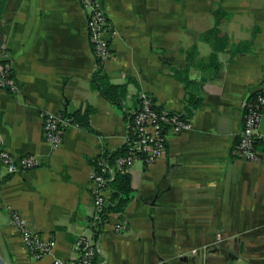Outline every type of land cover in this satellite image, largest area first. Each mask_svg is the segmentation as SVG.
I'll return each mask as SVG.
<instances>
[{
    "label": "crops",
    "instance_id": "0c3cea01",
    "mask_svg": "<svg viewBox=\"0 0 264 264\" xmlns=\"http://www.w3.org/2000/svg\"><path fill=\"white\" fill-rule=\"evenodd\" d=\"M100 3L116 31L112 56L102 61L76 0H8L11 12L0 19V55L10 54L19 85L18 93L0 90V151L41 162L25 174L0 163V255L8 264L79 259L77 239L95 236L91 161L123 148L128 114L144 91L168 112L185 113L190 95L201 101L189 117L192 130L168 133L165 159L138 161L130 170L133 198L104 224L97 264H264V166L236 149L244 103L264 89V0ZM219 7L226 13L219 30L228 42L218 53L217 77L204 80L214 47L197 40L214 27ZM184 33L190 37H177ZM191 36L196 42H185ZM247 41L246 49L231 53ZM99 64L111 83L127 85L123 109L92 88ZM69 103L74 113L94 108L93 131L70 127L53 149L41 114L69 112ZM260 137L262 146L264 117ZM13 212L55 242L51 254L31 255Z\"/></svg>",
    "mask_w": 264,
    "mask_h": 264
},
{
    "label": "built area",
    "instance_id": "2783aa9c",
    "mask_svg": "<svg viewBox=\"0 0 264 264\" xmlns=\"http://www.w3.org/2000/svg\"><path fill=\"white\" fill-rule=\"evenodd\" d=\"M80 3L87 19V28L95 57L102 61L110 58V40L116 31L103 10L100 0H76ZM8 52L0 55V90L18 93L19 85L13 72V64ZM244 127L239 135L236 146L239 157L264 166V139L260 146V128L264 117V89L244 103ZM44 138L57 149L63 141V133L70 127L79 129L80 126L73 118L64 113L42 112ZM193 129L190 118L179 113L158 110L152 97L142 91L138 95L137 108L131 111L128 122L129 135L125 146L127 153L118 156L112 164L105 154L97 158V170L91 176L95 197V212L90 226L92 231L102 222L104 205L109 195L107 183L115 178V174H126L136 162L142 161L152 165L158 160L165 159L168 154V133H181ZM132 134V135H131ZM0 163L11 174H25L41 165L40 160L32 154L16 155L8 150L0 151ZM15 225L21 230L25 243L35 259H42L52 253L55 242L42 234L30 230L22 217L12 213ZM124 227L117 226L121 231ZM79 259L72 264H97L99 255L98 241L93 235H81L75 243ZM54 264H65L55 260Z\"/></svg>",
    "mask_w": 264,
    "mask_h": 264
},
{
    "label": "trees",
    "instance_id": "16d2710c",
    "mask_svg": "<svg viewBox=\"0 0 264 264\" xmlns=\"http://www.w3.org/2000/svg\"><path fill=\"white\" fill-rule=\"evenodd\" d=\"M14 10L18 7L19 2H14ZM13 11V10H12ZM11 10L8 9V0H2L0 3V19L5 14L10 13ZM215 17V25L213 28L207 30L202 36L201 39L206 42H212L214 47V53L210 56L208 63H204L203 68L205 69L206 73L210 76H206L204 80L208 79H214L217 77L218 72L220 70V62L218 58V53L222 52L225 47L227 46L228 40L226 37L222 36L219 30V23L220 21L226 16V13L224 10L219 7L216 11L213 12ZM10 20H7V23ZM4 28L2 31H4ZM252 41H247L244 43L239 44L235 48L231 50V53L233 55L235 52L246 49ZM193 55V51L190 52V56ZM100 61V60H99ZM3 63L0 60V64ZM180 73L177 72V77L184 82V78H182ZM92 88L97 91L101 96H103L106 100H108L110 103L116 105L118 108L123 109L125 97L127 94V85H116L110 82L108 76L103 72L101 64H99V68L94 74L92 81H91ZM201 99L190 95L188 97V105L186 108L185 113H179L183 117H190L192 116L196 109L198 108L200 104ZM158 110H162L156 106ZM94 108L91 106L86 107L85 109H79L75 113L70 114L68 111L64 112V114L70 116L73 118L74 122L77 123L80 128L93 131L90 123V117L92 113L94 112ZM131 114H128V120L130 121ZM128 121V122H129ZM132 135V134H131ZM127 153V146H123L122 149L113 152V153H105V157L109 162L112 164L115 162L116 158L118 156L124 155ZM91 163L94 164L95 170H97V159L92 160ZM130 171H128L126 174H115V178L107 183V189L109 190V196L106 200V203L104 205V213L102 217V222L100 225L94 229L95 238L98 239L102 228L104 224L106 223L109 215L111 213H123L130 201L133 198L134 190L132 187V178L129 174Z\"/></svg>",
    "mask_w": 264,
    "mask_h": 264
},
{
    "label": "water",
    "instance_id": "95a60500",
    "mask_svg": "<svg viewBox=\"0 0 264 264\" xmlns=\"http://www.w3.org/2000/svg\"><path fill=\"white\" fill-rule=\"evenodd\" d=\"M2 2V0H0V3ZM110 40V38H109ZM74 107V104L73 103H69L68 106H67V109H69V113L70 114H73V110L72 108ZM0 264H8V262H6V260L0 255Z\"/></svg>",
    "mask_w": 264,
    "mask_h": 264
},
{
    "label": "rangeland",
    "instance_id": "374dc122",
    "mask_svg": "<svg viewBox=\"0 0 264 264\" xmlns=\"http://www.w3.org/2000/svg\"><path fill=\"white\" fill-rule=\"evenodd\" d=\"M211 29V28H210ZM177 37H184V38H186V37H190V35L189 34H180V35H178ZM192 37V36H191ZM195 38H188L187 40H185V42H196L195 40H194ZM197 42H206V41H204V40H197Z\"/></svg>",
    "mask_w": 264,
    "mask_h": 264
}]
</instances>
